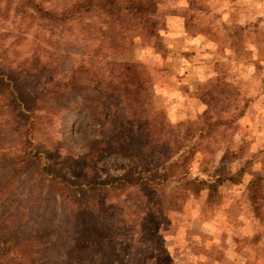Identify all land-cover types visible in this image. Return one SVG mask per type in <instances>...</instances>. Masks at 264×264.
<instances>
[{
	"label": "rangeland",
	"instance_id": "rangeland-1",
	"mask_svg": "<svg viewBox=\"0 0 264 264\" xmlns=\"http://www.w3.org/2000/svg\"><path fill=\"white\" fill-rule=\"evenodd\" d=\"M73 1L35 0L49 11ZM152 20L157 37L138 29L113 45L97 13L59 21L0 0V56L13 53L29 89L88 69L83 94L41 106L63 137L55 151L34 139L43 158L79 182L129 172L160 182L98 193L96 209L71 212L38 180L0 169V238L31 242L18 252L33 264H264V0H158ZM120 61L145 76L138 106L98 84ZM5 95L8 168L25 131Z\"/></svg>",
	"mask_w": 264,
	"mask_h": 264
},
{
	"label": "trees",
	"instance_id": "trees-1",
	"mask_svg": "<svg viewBox=\"0 0 264 264\" xmlns=\"http://www.w3.org/2000/svg\"><path fill=\"white\" fill-rule=\"evenodd\" d=\"M26 3L35 12H38L48 19L54 18L59 21H63L64 19H81L86 14L97 13L98 17L102 19L103 24L109 30L113 45H116V39L118 40L119 37L123 39L128 33L131 34L138 29L144 31L147 36L157 37V28L152 17L156 13L158 0H74L61 11L44 9L35 0H26ZM113 64L118 69V74L108 76L107 82L98 80V84L101 83L107 87H112V95L119 97L129 107L138 106L141 100L139 97L145 86V76L130 62L120 61ZM87 72V67L82 64L78 65L72 68L66 76L51 80L40 90L29 89V82L27 80L28 71L18 72V70H15V74L9 75L7 82L0 80V96L3 93L7 94L17 104L18 108L20 107L19 101L27 109L26 112H21L24 116L21 127L25 131L21 136L19 135L22 147L14 155L10 167L6 168L5 165H0L2 173L5 172L8 175L14 173V177H20L25 174L30 181L38 180L37 184H42L47 194L58 198L62 206L71 212L75 211L74 206L77 209L81 205H85L91 210L96 209L98 193L114 191L117 194L128 193V195L132 196L143 185L156 184L155 182L160 184V182L154 179L148 180L142 174L136 172L79 182L63 174L56 164L44 159L40 151L36 148L34 141L36 137L33 135L36 124L31 115L33 110L39 111L44 108L41 106L47 103H59L70 94H83L86 91L84 74ZM85 99L91 105L90 100L92 97L89 98L86 95ZM82 105V108L91 110L89 106ZM2 155L3 153H0V156ZM176 162H169L166 168L174 166ZM217 181L238 182L239 180L234 177L219 176ZM73 192L78 195L76 201ZM0 239V242L3 241L1 245L9 246L6 251H3L1 255L2 260H4V257L12 249H15L19 260L17 264H33L32 260L29 261V258H27L30 255L29 252H26L28 256H23L21 252H18L20 248H23L31 242L21 240L14 236Z\"/></svg>",
	"mask_w": 264,
	"mask_h": 264
},
{
	"label": "clouds",
	"instance_id": "clouds-1",
	"mask_svg": "<svg viewBox=\"0 0 264 264\" xmlns=\"http://www.w3.org/2000/svg\"><path fill=\"white\" fill-rule=\"evenodd\" d=\"M18 60L13 55L11 51L7 52L5 55L0 56V67H4V71L0 72V80L7 82L9 80V75H14L17 69ZM6 95L0 96V105L6 103ZM20 107L16 110L17 112H26L27 109L25 105L18 101ZM4 116L0 117V126L7 127L8 123L11 122V117L8 115L7 109H4ZM14 115V114H13ZM32 119L36 124V129L33 135L36 137V142H39L41 147L47 149L48 151H55V148L49 147V145H59L63 142V137L59 135L56 131L57 125L53 122L51 113L46 107L39 111L33 110L31 113ZM66 154V153H62ZM170 185L161 184L158 189V194L163 199H171L172 193L170 192ZM18 256L15 249H12L9 254L4 257L0 264H17Z\"/></svg>",
	"mask_w": 264,
	"mask_h": 264
}]
</instances>
